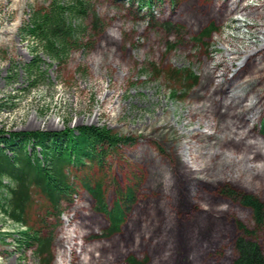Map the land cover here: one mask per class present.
Returning a JSON list of instances; mask_svg holds the SVG:
<instances>
[{
  "label": "rangeland",
  "instance_id": "1",
  "mask_svg": "<svg viewBox=\"0 0 264 264\" xmlns=\"http://www.w3.org/2000/svg\"><path fill=\"white\" fill-rule=\"evenodd\" d=\"M51 1L0 0V127L104 125L132 137L109 158L103 187L109 207L117 189L132 186L134 198L120 230L108 233L106 216L78 181L71 201L57 210L35 194L29 224L49 237L50 264H94L97 257L126 264L130 253L145 264H232L236 224L251 226L252 212L229 191L264 200V60L235 73L264 48V0H241L245 10L225 11L221 19L208 5L222 14L227 0H159L140 9L128 0H87V31L62 61L44 55L21 30ZM211 24L216 32L199 40ZM207 54L227 71L222 89L246 94L239 109L229 107L236 99L229 96L228 118L217 99L199 114L188 103L198 98ZM34 56L43 76L31 85L23 65ZM183 72L190 78L179 79ZM250 102L255 121L244 123ZM20 229L0 214V264H39L32 249L12 239ZM257 239L264 252V227Z\"/></svg>",
  "mask_w": 264,
  "mask_h": 264
},
{
  "label": "trees",
  "instance_id": "2",
  "mask_svg": "<svg viewBox=\"0 0 264 264\" xmlns=\"http://www.w3.org/2000/svg\"><path fill=\"white\" fill-rule=\"evenodd\" d=\"M155 1L159 0H128L129 5H136L139 9L151 8ZM232 1H224L223 7L226 9L222 14L215 5L208 7L219 19L228 11L241 13L246 9L241 0L235 3ZM90 11L91 5L87 0H52L49 7L33 10L21 30L26 37L34 40L44 55L62 61L82 42L83 35L87 31V26L82 21ZM76 20L81 22H75ZM91 22L94 26L98 23L97 15L94 13ZM214 32L216 28L211 24L202 31L198 39L209 38ZM34 51L36 55L37 52ZM259 53L262 54L257 58L256 55ZM263 60L264 48L258 49L235 69V73L251 72L257 62L262 65ZM212 61V56L207 54L202 68L198 98L190 99L188 103L192 105L193 112L199 114V112L205 113V110H208L217 99L220 104L217 107L225 108L228 118L233 113L230 112V108L234 109L237 106L239 109L246 94H240L243 90L229 91L227 86L226 90L222 89L224 85L221 80L228 79L227 71L220 72L218 66L211 65ZM41 62L40 58L34 56L23 65L31 85H36L37 77L43 76V71L40 69ZM189 78L190 76L183 72L179 79L185 81ZM182 90L183 88L172 90V94ZM207 90L210 95L205 99ZM229 96L236 98L231 102L234 104L232 107L229 106L230 108L227 106ZM203 97L206 102L200 104L199 101ZM247 107H249L248 116L244 123L247 120L254 122L256 113L252 108L253 103L250 102ZM237 109L235 110L238 111ZM164 126L172 128L170 125ZM202 135L205 134L201 133ZM133 142L132 137L115 133L104 125L74 127L66 125L60 130H11L0 127V214L21 226L16 232L17 235L12 238L15 244L18 247L32 249L39 264L51 263V241L36 223L29 224L28 212L34 203L35 194L43 198L49 210H57L63 202L71 201L77 188L74 180L78 181L80 187L95 201L97 210L106 216L109 222L108 233L119 231L126 220L125 210L133 201L134 189L132 186L117 189L118 197L109 207L105 201L104 176L107 173L105 170L109 168L107 166L109 158L120 154L124 145ZM229 192L241 205L252 212L251 226L240 222L236 224L239 234L234 239L235 257L232 264H264V252L257 239L258 232L264 227V200L248 193ZM1 237L0 231V239ZM107 251L108 249H105L104 252ZM104 252L100 251L99 254L106 255ZM87 261L89 264V260ZM104 261L100 257L93 260L94 264H103ZM126 264L145 263L135 253H130L126 258Z\"/></svg>",
  "mask_w": 264,
  "mask_h": 264
},
{
  "label": "bare ground",
  "instance_id": "3",
  "mask_svg": "<svg viewBox=\"0 0 264 264\" xmlns=\"http://www.w3.org/2000/svg\"><path fill=\"white\" fill-rule=\"evenodd\" d=\"M244 61H245V60H244ZM244 61H243V62H244Z\"/></svg>",
  "mask_w": 264,
  "mask_h": 264
}]
</instances>
